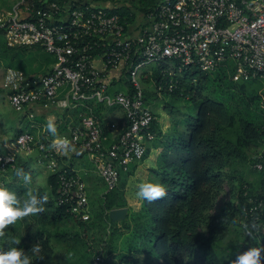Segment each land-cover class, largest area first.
I'll list each match as a JSON object with an SVG mask.
<instances>
[{
    "label": "built area",
    "instance_id": "built-area-1",
    "mask_svg": "<svg viewBox=\"0 0 264 264\" xmlns=\"http://www.w3.org/2000/svg\"><path fill=\"white\" fill-rule=\"evenodd\" d=\"M39 2L37 7L18 0L0 16V31L9 48H41L56 58L53 71L37 80L21 70H6L3 89L12 109L22 113L32 104H59L66 109L96 101L119 107L125 115L122 133H117V123L110 124L111 133L116 134L108 145L102 122L91 110L80 114L79 127L56 139L41 140L23 132L14 143L18 153L35 155L57 175V204L76 220L91 218L88 192L80 176L60 167V160L73 149L82 150L103 179L105 194L118 188L120 171L142 161L156 138L152 125L157 117L146 102L143 86L148 66H171L162 70L163 79L156 86L159 95L166 88L169 92L177 89V76L190 67L213 73L232 63L235 82L264 78V0H162L143 14L138 32L106 8ZM64 14L67 21L61 20ZM96 56L103 59L101 69L94 64ZM121 67L133 92L111 96L107 72ZM166 75L169 82L164 81ZM64 89H68L66 97L58 101ZM256 159L253 169L264 171V147ZM16 166V153L0 154L1 174ZM242 211L243 224L251 218L261 222L264 200L249 197ZM260 229L264 233V222ZM258 246L264 247V239ZM92 264H105L102 247Z\"/></svg>",
    "mask_w": 264,
    "mask_h": 264
},
{
    "label": "trees",
    "instance_id": "trees-1",
    "mask_svg": "<svg viewBox=\"0 0 264 264\" xmlns=\"http://www.w3.org/2000/svg\"><path fill=\"white\" fill-rule=\"evenodd\" d=\"M39 1L26 0V3L40 7ZM48 1L62 4L60 0ZM95 1L112 3L114 8L110 13L119 15L128 24L134 23L135 11L146 14L155 5L154 0ZM154 65L143 82L148 105L158 98L157 83L163 79L162 70L169 68L168 63ZM234 73L232 63L213 73H203L196 67L180 73L177 89L169 92L166 88L162 95L186 102V112L181 119L173 121L165 137L158 131L157 120L153 123L152 129L160 139L155 167L143 165L151 154L148 150L142 161L131 165L126 172L121 170L118 188L104 194L100 209L93 211L87 222L76 220L66 207L57 204V175H50L49 195L43 190H32L38 199L48 196L45 210L9 226L8 236L0 239V251L22 248L32 256V264H49L55 252L54 241L66 243L67 247L78 242L85 250L83 264H92L100 247L105 252V264H201V261L231 264L233 259L224 260L228 248L239 253L258 246L264 239L260 229L264 217L261 222L253 218L245 221L253 232V238H249L242 222V209L249 197L264 200V171L256 184L246 180L242 168L257 173L252 166L261 152L257 148L264 147V78L235 82ZM169 79L166 75L164 81ZM127 91L133 92L131 85ZM89 106L102 122L108 145L112 134L104 116L106 107L96 101H91ZM168 111L174 113L175 109ZM252 153L258 154L251 156ZM143 168L148 169L143 182L164 184L167 197L149 204L136 196L135 186L129 193V182L134 183L136 171ZM227 185L232 200L217 207ZM26 192L19 189L18 198L23 200L19 194ZM121 208L128 209L126 219L113 222L110 211ZM67 219L73 221L75 229L81 228L82 233L61 234L55 230ZM253 223L257 225L255 229L251 228ZM235 228L234 239L224 248L223 242ZM9 237L20 239V244H10ZM34 245H39V253L31 252Z\"/></svg>",
    "mask_w": 264,
    "mask_h": 264
},
{
    "label": "crops",
    "instance_id": "crops-1",
    "mask_svg": "<svg viewBox=\"0 0 264 264\" xmlns=\"http://www.w3.org/2000/svg\"><path fill=\"white\" fill-rule=\"evenodd\" d=\"M3 1L6 2V4L8 5L6 6L3 5V7L0 8V16L3 13L11 11L13 6L17 3L18 0H3ZM60 1L67 8L71 5H79V4L91 5L95 8L99 7V8H106L109 10L114 8V5L110 2H96L95 0H60ZM161 1L162 0H154L155 5ZM134 13L136 15V18H135L134 23H132L131 25V30L138 32L141 26V23L143 21V14L137 13L136 11ZM61 20L67 21L68 20L67 14H64ZM0 36L4 38V45L0 44V55L5 56L10 52L14 53L15 59H18V58L21 59V61L18 63L19 68H16V69L23 71L27 75L28 78L37 80L40 77L48 75L53 71L54 66L56 64V58L54 56L48 54L41 48H26V47H21L25 49L7 48L8 46L6 44V39L1 31H0ZM38 50L43 51L45 53V56L38 55L36 52ZM31 51L33 52L35 51V54H33V56L31 57L32 62L29 64V63H26L25 60H23V56L28 52L31 53ZM94 64L97 68L101 69L103 67L102 57L96 56L94 58ZM150 67L151 66H149L148 68H146L145 71H143L144 74H147L148 78L150 74L152 73V68ZM5 73L6 71H4L1 78H4ZM107 74H108V82L110 85L109 94L111 96H114L118 92L129 93L127 91L128 87L130 86L129 79L126 82L127 86H125V88L117 89L118 85H121V86L126 85L124 84L123 81L125 77L128 78L122 67L117 70H109ZM3 81L4 79H2V85H3ZM153 87L149 89L152 91L151 93H153ZM4 92L6 93V102L8 103L9 107L12 109V107L10 106L9 100H8V94L5 90ZM67 92H68V89L62 90L58 96V101L64 99L66 97ZM90 102H86L83 106H72L66 109L61 108L59 104H51L47 106L40 105V104H32V105L27 106L22 113L15 112L12 109V111L16 113L18 116L12 117L13 123H10L9 125L6 123V121L2 119L0 115V154L16 153L17 155L16 168L7 173L0 174V187H5L8 189L16 188V187H13L12 182H14L16 178H18V176H16L17 170H22L24 174H31L32 178H34L35 176L34 173H36L37 171H40L41 174L44 173L43 174L44 176H45V171H46V173H48V178L50 175H55L53 172H51L47 168L46 164L40 162L35 155L26 156L23 153L17 152V149L14 146V143L18 137V136L16 137V135L18 133L28 132L34 135L36 138H39L41 140H46L47 138L48 140L56 139L59 136L68 133L71 128H76L80 126V114L81 113L86 112L87 110H91L93 112L92 108L89 106ZM104 106L106 107L105 108L106 112L104 113V116L107 117L108 127L112 123H117L119 125V129L117 130V133H122L126 129L124 112L119 107H113L112 109H110L106 105ZM49 119H51L52 123L57 128L56 135H53L52 133L46 131V124L49 121ZM5 127L7 128V130H4ZM111 134H112V139H113L116 133L112 132ZM156 138H157V135H156ZM156 138L154 141H156ZM150 144L148 145V150H151V153L153 151L155 152L159 150L158 152L159 154L160 149L156 150L155 148H152ZM85 157L91 163V166L85 163L84 161ZM60 167L81 177V179L84 181L86 185V189L88 192V198H89V194H91V197L92 198L94 197L96 200L104 196L106 192L105 183L103 179L100 177L94 164L90 161L87 154H85L82 150L78 149V150L65 153L60 160ZM8 174L12 178L11 182H6L3 179L4 176ZM19 183H21V181ZM131 183L132 182L130 181L128 185L130 194L132 193L130 189L133 188L134 186ZM28 185L30 186L31 189L27 188L28 189L27 192L29 190L31 191L32 190H42L41 188L35 189L36 186L33 187V185H31L30 183ZM19 195H21L22 198H24L25 196V194L22 195V193ZM89 209H90V200H89ZM90 214H91V210H90Z\"/></svg>",
    "mask_w": 264,
    "mask_h": 264
},
{
    "label": "rangeland",
    "instance_id": "rangeland-1",
    "mask_svg": "<svg viewBox=\"0 0 264 264\" xmlns=\"http://www.w3.org/2000/svg\"><path fill=\"white\" fill-rule=\"evenodd\" d=\"M3 5L6 6L8 4H6V2H4L3 0H0V8L3 7ZM0 44L4 45V38L2 36H0ZM36 52L40 56H45V53L41 50H38ZM33 54H35V51L34 52L31 51V53L30 52L26 53L23 56V60H25L26 63L30 64L32 62L31 57L33 56ZM20 61H21L20 58L18 59L14 58V53L12 52L8 53L5 56L0 55V115L2 119L6 121L8 125L10 123H13L12 117H17L18 115L12 111V109L9 107L8 103L6 102V93L4 92V89H3L1 76L4 73V71H6L10 67L15 68V69L19 68L18 63ZM154 66L155 65L151 66L150 68H154ZM127 81H128V78L125 77L123 82L126 85L124 86L118 85L117 89L125 88V86H127V83H126ZM143 86H145V83H143ZM186 104L187 103L184 101L177 102L173 98L171 99L170 96H165V95H158V98H156V101L155 100L151 101L150 107L153 113L157 117L158 131L163 135V137L169 135V131H171L172 126H173V121H176L182 118L183 114L186 112V108H184V106L187 107ZM169 108L171 110L175 109V112L169 113L168 111ZM4 130H7V128L5 127ZM159 140H160L159 138H156V141L150 144V146L152 148L156 147V150H158L159 148L157 147L158 145H160ZM257 149L259 153L262 150V147L257 148ZM158 152L159 150L155 152L153 151L148 157V160L145 163H143V165L146 164L148 167H155L157 164V160H158ZM258 153H255V154L252 153L251 156H255ZM84 161L85 163L89 164V166H91V163L88 161L86 157ZM242 172L244 173V177L246 178V180L252 183L259 184L260 179L262 177V174H261L262 172H257V173L250 172L248 167L242 168ZM43 174H41L40 171H37L36 173H34L35 176L34 178H32L30 184L33 185V187L36 186L35 189L41 188L45 193L49 195L51 191L48 186V173H46L45 171V176ZM147 174H148V169L143 168V169L137 170L133 178L134 183H131V184L134 185L136 188H138L137 186L140 183H143L144 178ZM3 179L6 182L12 181V178L10 177L9 174L4 176ZM20 181L21 183H19ZM12 183H13V187H16V188H12L11 191L16 192V193L19 189H21V191H26L28 189H31L28 184H25L23 182L22 176L16 178L15 181ZM17 187L19 188L17 189ZM89 200H90V210H91V216H92L93 211L100 209L101 198H98V200H96L94 197L93 198L91 197V194H89ZM230 200H232V194H231V191L229 190V186L227 185L224 194L221 196V198L217 202V207H221L223 204L229 202ZM73 224L74 223L71 219H67L63 223L58 225L57 228L56 227L54 228L57 231L59 230L61 234L82 233V229L81 228L75 229L73 227ZM236 232H237V229L235 228L231 236H229L223 242L224 248L229 246L228 244L230 241H232V239H234ZM53 243H54L53 246H54L55 252L49 264H83L82 257L85 254V250L84 248H82L80 244H78V242L76 243L71 242L69 244V247H67L66 243H57L56 241H54ZM237 253L238 252L235 249L228 248L227 251L224 253V260L227 261V260L234 259ZM201 264H204L203 261H201Z\"/></svg>",
    "mask_w": 264,
    "mask_h": 264
},
{
    "label": "clouds",
    "instance_id": "clouds-1",
    "mask_svg": "<svg viewBox=\"0 0 264 264\" xmlns=\"http://www.w3.org/2000/svg\"><path fill=\"white\" fill-rule=\"evenodd\" d=\"M14 69V68H13ZM6 74V73H5ZM46 131L56 135L57 128L52 123L51 119L46 124ZM62 142H67L66 139ZM55 146V142L51 147ZM75 150V149H73ZM1 174V173H0ZM16 176H22L23 182L29 184L31 182V174H24L22 170L16 171ZM136 196L147 201L149 204L157 200L164 199L168 195L166 186L159 182H143L138 186ZM48 201V196L38 199L31 190H29L23 200L18 198L16 192H13L5 187H0V239L8 236L6 229L13 226L17 221L23 220L29 216H36L45 210L44 205ZM257 225L253 223L252 229ZM249 238H253V232L247 224L244 225ZM20 239L9 237V243L18 245ZM41 251L39 245H34L31 249L33 254ZM0 264H32V256L26 253L22 248L11 247L8 251H0ZM231 264H264V247L254 246L249 247L243 252L235 255Z\"/></svg>",
    "mask_w": 264,
    "mask_h": 264
},
{
    "label": "water",
    "instance_id": "water-1",
    "mask_svg": "<svg viewBox=\"0 0 264 264\" xmlns=\"http://www.w3.org/2000/svg\"><path fill=\"white\" fill-rule=\"evenodd\" d=\"M128 213L127 208L115 209L110 211L109 216L113 222H122L126 219Z\"/></svg>",
    "mask_w": 264,
    "mask_h": 264
}]
</instances>
